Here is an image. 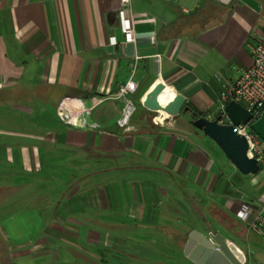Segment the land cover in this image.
<instances>
[{
	"label": "crops",
	"instance_id": "0c3cea01",
	"mask_svg": "<svg viewBox=\"0 0 264 264\" xmlns=\"http://www.w3.org/2000/svg\"><path fill=\"white\" fill-rule=\"evenodd\" d=\"M128 5L132 43L121 0H0V185L14 190L0 232L12 263L197 264L198 245L185 251L197 231L264 264L251 227L264 215V172L241 173L191 122L192 110L219 113L217 74L234 81L251 65L264 0ZM131 81L128 118L111 95ZM160 82V99L186 97L188 117L148 119L143 102ZM66 102L77 125L58 115ZM124 156L134 164L104 169L103 157Z\"/></svg>",
	"mask_w": 264,
	"mask_h": 264
},
{
	"label": "water",
	"instance_id": "95a60500",
	"mask_svg": "<svg viewBox=\"0 0 264 264\" xmlns=\"http://www.w3.org/2000/svg\"><path fill=\"white\" fill-rule=\"evenodd\" d=\"M167 88L164 82L158 83L147 95L143 106L150 111L164 110L170 116L179 115L182 111H191L186 104V97L176 92L174 98L162 104L159 95ZM225 111L235 125L246 123L251 119V113L239 102L230 101ZM194 114V113H193ZM195 117V115H194ZM192 124L212 139L223 151L225 156L243 174H257L260 171L258 160L248 154L249 143L247 138L234 130V125L220 122V116L210 119L205 116L195 117ZM253 130L264 139V112L252 124ZM210 239L194 231L188 239L186 253L198 245L190 256L197 264H245V253L232 241L227 242L219 234H210Z\"/></svg>",
	"mask_w": 264,
	"mask_h": 264
},
{
	"label": "built area",
	"instance_id": "2783aa9c",
	"mask_svg": "<svg viewBox=\"0 0 264 264\" xmlns=\"http://www.w3.org/2000/svg\"><path fill=\"white\" fill-rule=\"evenodd\" d=\"M129 0H121L122 6L119 10L121 20V29L126 43H132L136 39V30L134 26L133 16L129 12ZM111 42H116L111 39ZM252 63L244 69L240 76L231 81L222 74L215 76L216 81L220 85V122L224 124L234 125V130L244 135L249 143L248 154L250 157L256 158L260 167V171L264 172V139H262L252 128V124L257 121L264 112V23L262 30L257 36V40L252 46ZM137 89L135 82H128L121 86L119 90L111 95V98L125 99L126 105L131 109L127 110L128 118L133 116L134 106L128 95ZM230 101H236L242 104L250 113L251 119L246 123L235 125L225 111V106ZM58 115L61 120L68 123H74L75 111L70 103L62 104L58 109ZM126 116V115H125ZM127 123L121 124L126 126ZM77 125V124H76ZM84 126V123L78 124ZM251 227L264 236V215L259 213L256 219L251 223ZM214 235V233H211ZM232 242V241H228Z\"/></svg>",
	"mask_w": 264,
	"mask_h": 264
},
{
	"label": "rangeland",
	"instance_id": "374dc122",
	"mask_svg": "<svg viewBox=\"0 0 264 264\" xmlns=\"http://www.w3.org/2000/svg\"><path fill=\"white\" fill-rule=\"evenodd\" d=\"M214 111H215V114H217V116L220 115V112L218 113V106H216L214 108ZM148 114H149L148 115V119H150L151 121H153V119L156 118V116L158 115V113L156 111H149ZM180 114H181V117H180L181 120L183 118L188 117V115H186V112L182 111ZM217 116H215V118H217ZM169 118L172 119V118H174V116L173 117L170 116ZM194 118L195 117L192 116L191 122H192V120H194ZM215 118H213V119H215ZM195 129H196V127H195ZM210 140H212V139H210ZM211 142H214V141L212 140ZM214 144H216V143L214 142ZM102 160H103V163H104V169L110 168L113 165L120 167V166H124V165L128 166V165H133L134 164L133 163L134 159L129 158V157H125V156L123 158H117L115 160H112L110 157H103ZM120 168H122V167H120ZM44 186H45L44 189H40L43 193H42V196H40L39 200L47 202V201H49L48 200L49 194L47 192L48 189H46V188H47V186L51 188L52 184H47L46 183ZM13 192H14V190H12L10 188L7 189V188H5V186H1L0 185V205L3 204V203H7L9 200H12L14 198L13 197V194H14ZM0 264H13L12 263V258L10 256V253H9V250H8L7 241L5 240V238L1 234V232H0Z\"/></svg>",
	"mask_w": 264,
	"mask_h": 264
},
{
	"label": "trees",
	"instance_id": "16d2710c",
	"mask_svg": "<svg viewBox=\"0 0 264 264\" xmlns=\"http://www.w3.org/2000/svg\"><path fill=\"white\" fill-rule=\"evenodd\" d=\"M189 106V105H188ZM190 107V106H189ZM190 110H192V108L190 107ZM193 111V113H194V115H195V117H200L201 115H198L197 114V112H195L194 110H192Z\"/></svg>",
	"mask_w": 264,
	"mask_h": 264
},
{
	"label": "bare ground",
	"instance_id": "6f19581e",
	"mask_svg": "<svg viewBox=\"0 0 264 264\" xmlns=\"http://www.w3.org/2000/svg\"><path fill=\"white\" fill-rule=\"evenodd\" d=\"M159 100H160V102H161L162 104H166V103H168V102H166L165 100L160 99V95H159Z\"/></svg>",
	"mask_w": 264,
	"mask_h": 264
}]
</instances>
